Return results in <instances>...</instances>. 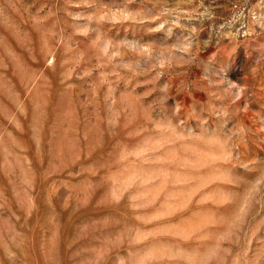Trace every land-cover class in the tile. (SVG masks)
<instances>
[{"label": "rangeland", "instance_id": "obj_1", "mask_svg": "<svg viewBox=\"0 0 264 264\" xmlns=\"http://www.w3.org/2000/svg\"><path fill=\"white\" fill-rule=\"evenodd\" d=\"M0 264H264V0H0Z\"/></svg>", "mask_w": 264, "mask_h": 264}]
</instances>
